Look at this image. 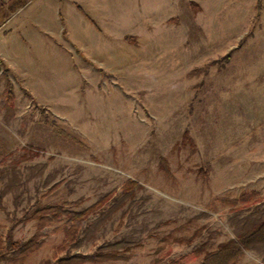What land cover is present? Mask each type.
<instances>
[{
	"label": "rangeland",
	"instance_id": "374dc122",
	"mask_svg": "<svg viewBox=\"0 0 264 264\" xmlns=\"http://www.w3.org/2000/svg\"><path fill=\"white\" fill-rule=\"evenodd\" d=\"M61 1L0 0V264H201L264 217V0Z\"/></svg>",
	"mask_w": 264,
	"mask_h": 264
},
{
	"label": "trees",
	"instance_id": "16d2710c",
	"mask_svg": "<svg viewBox=\"0 0 264 264\" xmlns=\"http://www.w3.org/2000/svg\"><path fill=\"white\" fill-rule=\"evenodd\" d=\"M131 183L130 184L133 187L135 182ZM96 207L97 205H92L85 210L74 213L63 210L59 205L43 206L37 209H40L38 212L44 211L40 216L43 220L50 221L54 217H59L61 215L67 216L68 221L72 223V226H68L69 228L67 227V230L71 234V238L74 239L76 236V229L83 225L86 216L95 210ZM122 243H124V241H122ZM34 247H36V243L33 240L26 242L22 245L21 253L26 255L28 252L32 251ZM257 247H264V217L245 228L235 238L230 239L221 244L217 249L207 253L201 264H235L242 258V256H244L246 250ZM73 258L76 257L69 256L63 258L60 260L59 264H70Z\"/></svg>",
	"mask_w": 264,
	"mask_h": 264
},
{
	"label": "crops",
	"instance_id": "0c3cea01",
	"mask_svg": "<svg viewBox=\"0 0 264 264\" xmlns=\"http://www.w3.org/2000/svg\"><path fill=\"white\" fill-rule=\"evenodd\" d=\"M1 1H6V0H1ZM12 1H20V0H12ZM40 1H42V2H44V1L50 2L49 6L52 7V5H53L52 3L53 2L56 3V1H61V0H40ZM61 2L64 3L65 9H66V14H67L66 16L69 17V24L73 25V26L75 25L77 27L76 32L80 33L81 30L79 29V26L81 25V13L76 8L75 3L77 2V3H79V5H81V0H62ZM50 11L52 12L53 10H50ZM76 20H77V22H76ZM78 21H79L80 24H78Z\"/></svg>",
	"mask_w": 264,
	"mask_h": 264
}]
</instances>
